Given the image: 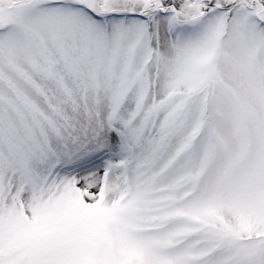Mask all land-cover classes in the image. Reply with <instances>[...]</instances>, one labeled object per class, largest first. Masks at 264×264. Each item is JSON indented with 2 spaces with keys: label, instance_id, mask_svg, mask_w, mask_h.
<instances>
[{
  "label": "snow or ice",
  "instance_id": "1",
  "mask_svg": "<svg viewBox=\"0 0 264 264\" xmlns=\"http://www.w3.org/2000/svg\"><path fill=\"white\" fill-rule=\"evenodd\" d=\"M0 264H264V0H0Z\"/></svg>",
  "mask_w": 264,
  "mask_h": 264
}]
</instances>
